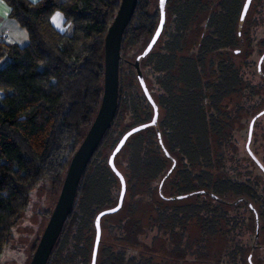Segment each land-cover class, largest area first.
Segmentation results:
<instances>
[{"label": "trees", "instance_id": "obj_1", "mask_svg": "<svg viewBox=\"0 0 264 264\" xmlns=\"http://www.w3.org/2000/svg\"><path fill=\"white\" fill-rule=\"evenodd\" d=\"M3 1L28 43L0 42V257L38 183L49 180L58 195L97 113L104 38L121 0ZM243 2L166 0L161 37L140 61L162 116L156 127L130 136L115 158L126 194L120 211L101 220L106 237L96 264H174L177 252L193 255V245L216 235L224 237V264H251V254L264 248L257 242L264 234V166L250 148L248 160L239 159L234 139L241 114L264 103V50L252 74L245 72L252 62L242 63L235 52L250 34V28L242 33L245 18L239 21ZM55 12L72 25L71 35L53 28ZM158 20V0H137L121 40L115 117L47 264H90L94 218L102 205H116L120 190L108 156L127 130L152 117L132 62ZM190 222L198 241L186 235ZM154 243L165 253L157 262Z\"/></svg>", "mask_w": 264, "mask_h": 264}, {"label": "water", "instance_id": "obj_2", "mask_svg": "<svg viewBox=\"0 0 264 264\" xmlns=\"http://www.w3.org/2000/svg\"><path fill=\"white\" fill-rule=\"evenodd\" d=\"M251 2L252 0H244L239 16L240 22L244 20ZM136 4L137 0H121L113 21L107 29L103 44V85L101 101L89 129L87 130L83 140L68 163L62 185L54 204V208L49 216L41 236L37 241L29 264H47L49 256L74 205L77 188L87 164L95 153L107 130L110 128L115 117L118 100L121 40L123 33L133 16ZM165 5L166 0H158L159 20L156 29L142 52L138 54L134 59V62H132L139 87L145 99L152 108V117L149 122L134 126L127 130L120 137L108 156V167L116 176L119 182L120 190L116 205L112 208L101 210L94 218V240L90 264H96L97 261L98 248L101 242V220L120 211L126 194V182L123 175L119 172L115 165V158L122 150L130 136L135 135L146 128L157 126L159 115L158 107L147 89L140 69V61L152 51L161 37L166 19ZM263 114L264 110L255 116L249 125L246 151L250 155L251 153L249 151V143L251 140L252 126L254 120ZM158 137L159 143L161 144L159 133ZM164 152L166 156H169L166 151ZM174 165L175 164L173 162L171 169L174 167ZM260 168L264 172V169L261 166ZM170 171L171 170H169L168 173H170Z\"/></svg>", "mask_w": 264, "mask_h": 264}, {"label": "rangeland", "instance_id": "obj_3", "mask_svg": "<svg viewBox=\"0 0 264 264\" xmlns=\"http://www.w3.org/2000/svg\"><path fill=\"white\" fill-rule=\"evenodd\" d=\"M206 15L200 20L199 28L203 26ZM245 23L242 27V33H245L250 28L249 38L244 36L240 39V43L235 49L239 54V60L252 62L251 69H245L247 74L254 73L260 52L264 50V45H260L261 40L264 38V0H253L248 12L245 16ZM148 42V41H147ZM147 43L139 50L142 52ZM251 52L247 57L245 52ZM134 62V61H133ZM247 80L253 83L259 81L258 77L246 76ZM264 109V103L259 105L258 108L249 113H242L235 126L234 139L238 149L239 159L246 160L248 158L245 152V144L247 138L248 124L252 117L259 111ZM162 112H159L161 118ZM249 148L256 155V158L264 166V115L260 117L254 126L252 139ZM248 160V159H247ZM258 172V171H257ZM57 198V191L51 187L50 181L47 179L41 180L38 185L31 191L29 204L26 210L21 214L19 221L12 228L11 240L3 248L0 257V264H29L32 257L33 250L41 236L49 216L54 208ZM112 208V204H104L99 207V210ZM99 211V212H100ZM105 220V218H103ZM102 220V223H103ZM102 228V226H101ZM195 222H190L187 227L186 235L190 238L191 242L198 241V231ZM102 240L105 239L106 234L104 229H101ZM143 240L148 243L149 240ZM260 245H264V234L258 233V241ZM144 246L142 245V248ZM224 247V237L219 235L210 237L203 245H193L189 253L177 252L171 258L175 261L174 264H224L226 260L222 258V249ZM160 243H154L156 253L153 255L154 261L157 262L165 256V253L160 249ZM248 257V256H245ZM223 263H219V261ZM225 260V261H224ZM251 264H264V248L255 250L250 257Z\"/></svg>", "mask_w": 264, "mask_h": 264}, {"label": "crops", "instance_id": "obj_4", "mask_svg": "<svg viewBox=\"0 0 264 264\" xmlns=\"http://www.w3.org/2000/svg\"><path fill=\"white\" fill-rule=\"evenodd\" d=\"M30 3H37L39 0H26ZM10 7L0 0V42L8 44H16L24 47L28 43L26 31L10 17ZM53 28L63 35H71L73 28L70 23H66L63 16L59 12H55L50 18Z\"/></svg>", "mask_w": 264, "mask_h": 264}, {"label": "flooded vegetation", "instance_id": "obj_5", "mask_svg": "<svg viewBox=\"0 0 264 264\" xmlns=\"http://www.w3.org/2000/svg\"><path fill=\"white\" fill-rule=\"evenodd\" d=\"M259 66H258V72H259ZM263 110H261V111H259L258 113H256L254 116H253V118L255 117V116H257L260 112H262ZM264 115V114H263ZM262 115V116H263ZM261 117V116H260ZM260 117H257L255 120H254V123H253V126H252V133H251V139H252V134H253V129H254V126H255V123H256V121L260 118ZM252 118V119H253ZM251 119V120H252ZM251 120H250V122H251ZM250 122H249V124H248V129H249V125H250ZM247 138H248V130H247ZM247 138H246V143H247ZM250 142H251V140H250ZM249 145H250V143H249ZM245 148H246V144H245Z\"/></svg>", "mask_w": 264, "mask_h": 264}]
</instances>
